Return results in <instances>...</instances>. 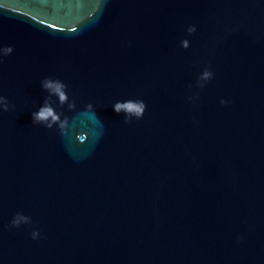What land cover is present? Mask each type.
Here are the masks:
<instances>
[{
  "label": "water",
  "instance_id": "obj_1",
  "mask_svg": "<svg viewBox=\"0 0 264 264\" xmlns=\"http://www.w3.org/2000/svg\"><path fill=\"white\" fill-rule=\"evenodd\" d=\"M0 264H264V0H0Z\"/></svg>",
  "mask_w": 264,
  "mask_h": 264
},
{
  "label": "clouds",
  "instance_id": "obj_2",
  "mask_svg": "<svg viewBox=\"0 0 264 264\" xmlns=\"http://www.w3.org/2000/svg\"><path fill=\"white\" fill-rule=\"evenodd\" d=\"M186 44V42H185ZM8 51H11V49L9 48ZM57 91H59V89H57ZM61 96V100L63 101L65 99L64 94L60 93ZM126 108L128 111H135L137 115H139L142 112V106H137L135 104L132 103H128L126 105H116V110L119 111L121 108ZM49 116H52L53 119H56L55 115L53 114V111L51 108L45 107L42 108L39 113L35 114V118L38 120H45L47 119Z\"/></svg>",
  "mask_w": 264,
  "mask_h": 264
}]
</instances>
